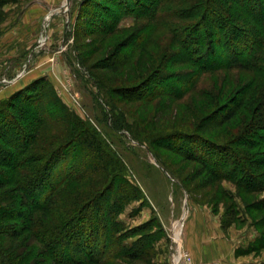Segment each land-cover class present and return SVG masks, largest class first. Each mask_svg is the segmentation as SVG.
I'll list each match as a JSON object with an SVG mask.
<instances>
[{
    "label": "rangeland",
    "instance_id": "rangeland-1",
    "mask_svg": "<svg viewBox=\"0 0 264 264\" xmlns=\"http://www.w3.org/2000/svg\"><path fill=\"white\" fill-rule=\"evenodd\" d=\"M81 2H0V104L5 105L14 92L35 81L31 88L36 87L40 95L36 106L43 126L32 128L33 121H27L36 137L24 154L40 158L31 168L54 161L52 173L65 170L63 174L68 177L47 201H41L43 211L32 212L34 224L41 227L33 225L30 231L12 237L25 221H0V264H59V259H48L45 238L52 235L53 228L59 231L63 222L89 200L94 207L100 195L106 206L119 199L114 204L122 208L119 214L103 215L108 222L107 249L100 264H171L189 207L194 203H206L220 215L222 227L229 228L228 233L238 237L243 246L239 247L242 258L264 264V189H239L232 177L203 186L204 175L193 177L200 166L198 161L156 143V136L162 133L195 130L202 119L200 131L208 138L226 144L234 142L248 127L252 114L264 116V106L257 109L260 102L250 101L257 84L247 93L246 103L231 122L208 130L205 126L219 118L224 109L213 116L209 113L218 109L230 91L249 85L252 73L238 69L205 72L180 99L159 96L149 101L122 100L114 87L139 84L140 90L146 89L141 92L154 90L152 77L156 72H167L174 78L177 72L183 74L194 67L169 62L159 67L162 53L179 49L170 45L173 32L166 28L149 34L143 48L131 55L130 64L115 71L101 68L100 60L109 55L114 54L112 60H116L129 54L132 44L124 46L122 40L141 26L148 34L151 23L129 13L122 15L113 34H94L91 13L81 10ZM186 22L181 20L180 24ZM244 26L252 28L248 21ZM156 36L159 39L155 42ZM260 57L264 60V49ZM258 83L259 91L264 86L263 81ZM223 93L226 97L221 96ZM255 124L258 125L256 120ZM57 147L62 157L50 159ZM237 148L235 143L231 145L232 150ZM251 152L261 154L264 148ZM8 173L4 171L6 176ZM257 174H262L257 180L264 185V168ZM12 188L13 183L7 184L0 189V195ZM6 204L0 206L10 205ZM87 216L83 215V219ZM143 224L149 227L135 233V228ZM77 225L74 223L71 231ZM146 235L150 236L146 252L138 259L123 252ZM59 247L56 245V249ZM179 247L181 254L183 249Z\"/></svg>",
    "mask_w": 264,
    "mask_h": 264
},
{
    "label": "trees",
    "instance_id": "trees-1",
    "mask_svg": "<svg viewBox=\"0 0 264 264\" xmlns=\"http://www.w3.org/2000/svg\"><path fill=\"white\" fill-rule=\"evenodd\" d=\"M81 10H89L91 13L90 20L93 21L91 30L94 34H113L122 15L129 13H135L138 19L148 20L151 23L148 34L143 32L141 26L122 40L125 41L124 46L128 43L132 44L133 49L129 54H122L121 58L116 60H112L115 56L111 54L100 60L101 68L115 71L123 65L130 64L131 55L137 49L143 48L149 34L166 28L173 32L170 45L173 43L179 46V49L173 50L170 54L162 53L157 62L159 67L167 62L174 66L189 64L194 67L193 70L183 74L177 72L174 78L167 72L159 74L156 72V77H152L154 90L141 92L146 89L140 90L139 84L114 87V92L122 100L149 101L159 96L180 99L205 72L229 69L250 71L252 78L247 81L250 82L249 85L233 89L227 97L224 93L221 95L226 97L225 101L217 110L214 109L209 113V116L224 110L209 127L205 126L208 130L213 126L231 122L246 103V96L251 88H259L258 81H263L264 86V60L260 57L264 49V0H82ZM193 18L195 20H192ZM181 20L188 22L180 24ZM247 21L252 24V28L244 26ZM130 38H132L131 42H128ZM154 38L155 42L159 39L158 36ZM152 78L149 77V81ZM34 82L14 92L5 105L0 104V189L13 183L10 192L0 195V205L10 203L3 208L0 206V221H25L21 224L20 231L12 232V237L30 231L33 225L41 227L39 224H34L36 221L32 219V212L43 211L41 201H47L57 187L68 178L63 174L65 170L52 173L55 167L54 161L48 163L44 161L38 169L31 168L30 166L40 161V158L24 154L36 137L35 131L30 128L27 121H33L32 128L43 126V118H40L36 106L40 95L36 87L31 88ZM258 88L250 101H259L257 109H260L264 106V87L259 91ZM255 120L258 125L255 124ZM203 121L204 119L199 122L195 130L162 133L156 136V143L165 149L198 161L200 166L193 172V177L204 175L201 182L203 186L210 185L217 179L232 177L239 189L246 191L264 189V185L257 180L262 175L257 174V170L264 168V152L261 154L251 152L258 147L264 148V122H262L264 116L252 114L248 127L233 140L234 142L228 144L215 142L200 131ZM258 131L262 134L256 135L255 132ZM233 143L238 147L237 149H231ZM59 149L57 147L50 153V159L57 160L62 157L63 154ZM4 171H9L7 176ZM102 197L99 196L100 199L94 207L90 206L89 200L84 206L75 210L63 222L59 231L53 228L52 235L47 240L45 238L44 244L49 248L48 259L53 258L55 261L59 259V264L101 263L107 249L105 229L108 222L103 215L106 212L116 215L122 211L121 206L114 204L119 202V199L106 206V203L101 202ZM132 197L136 198V196ZM126 200L128 202V199ZM82 214L88 216L83 219ZM76 222L78 228L71 231ZM113 222L117 223L116 220ZM147 227H149L147 224L137 226L135 233H141ZM35 239L39 240V238ZM147 239H150V236L146 235L136 240L132 249L126 247L123 252L130 253V258L133 260L138 259L146 252ZM56 245L61 247L56 249Z\"/></svg>",
    "mask_w": 264,
    "mask_h": 264
},
{
    "label": "crops",
    "instance_id": "crops-1",
    "mask_svg": "<svg viewBox=\"0 0 264 264\" xmlns=\"http://www.w3.org/2000/svg\"><path fill=\"white\" fill-rule=\"evenodd\" d=\"M219 216L206 203H194L189 207L182 235L178 234L179 246L188 253L191 264H255L241 257L239 247L243 246L238 237L229 234V228L222 227ZM176 247L171 264H179Z\"/></svg>",
    "mask_w": 264,
    "mask_h": 264
},
{
    "label": "built area",
    "instance_id": "built-area-1",
    "mask_svg": "<svg viewBox=\"0 0 264 264\" xmlns=\"http://www.w3.org/2000/svg\"><path fill=\"white\" fill-rule=\"evenodd\" d=\"M176 250H177V262L179 264H182V263L191 264L190 257L187 252L182 250L180 254V247L178 244H177ZM208 264H216V263H208Z\"/></svg>",
    "mask_w": 264,
    "mask_h": 264
}]
</instances>
